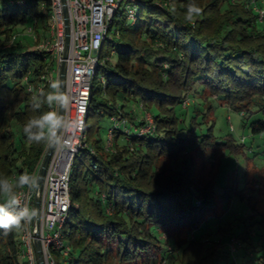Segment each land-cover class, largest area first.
<instances>
[{"label": "trees", "instance_id": "trees-1", "mask_svg": "<svg viewBox=\"0 0 264 264\" xmlns=\"http://www.w3.org/2000/svg\"><path fill=\"white\" fill-rule=\"evenodd\" d=\"M167 1L137 0L136 20L131 23L118 21L123 11L116 12L113 23L118 36L105 41L116 60L97 71L86 122L89 146L81 149L72 166V204L63 226L71 252L68 257L55 253L65 264L116 260L148 264L161 255L167 264H235L217 246L208 250L172 234L197 227L201 213L214 200L189 169L169 173L168 167L158 166L157 159H169L173 165L188 149L205 153L217 144L211 131H202L212 103L206 106L205 100L183 107L189 94L218 97L221 104L239 112L253 107L251 112L263 117L249 123L251 133H264V23L258 21L251 0ZM189 3L203 9L194 22L185 20ZM30 22L38 35L39 24L48 28L47 0H0V176L12 179L24 172L32 176L48 147L45 142H30L23 132L29 119L52 110L47 104L33 107L32 96L39 86L45 93L51 91L43 76L49 75L54 63L48 52L30 48L16 32ZM103 93L112 103L101 99ZM117 97L142 103L155 122L153 134L130 135L133 151L121 131L115 135L113 152L94 139L103 112L108 117L131 115L124 105L116 104ZM142 122L132 124L137 127ZM195 183L201 206L192 198ZM160 228L173 237L170 245L176 256L166 251L156 233ZM22 229L8 233L0 229V264H20ZM238 239L245 245L240 264H264V255L254 257L258 248L250 232ZM260 240L264 241L262 236ZM260 248L264 249V243ZM248 252H252L250 258Z\"/></svg>", "mask_w": 264, "mask_h": 264}, {"label": "built area", "instance_id": "built-area-1", "mask_svg": "<svg viewBox=\"0 0 264 264\" xmlns=\"http://www.w3.org/2000/svg\"><path fill=\"white\" fill-rule=\"evenodd\" d=\"M127 1L125 5L124 2ZM137 0H66L70 25V43L66 51V23L63 9V0H47L48 3V34L38 35L32 27L28 28L27 35L33 40H38V49L48 52L53 60L54 67L51 73L54 77L44 75L50 83L60 80L61 66L65 63L66 79L65 92L69 97V103L64 109V118L69 122H75V126L68 131L60 133L61 143L64 146H55L46 169L43 182L38 185V175L48 147L37 164L33 177L36 180V188L23 190L21 206L27 204L31 209L36 210L35 200L40 201L39 223L36 224V217L30 224L23 227L20 235V264H37V257L34 248V240L39 241L40 249L45 264H55V253L68 257L71 248L68 244L63 226L69 218L71 208L70 200V176L72 166L77 154L81 149L87 148L86 122L88 108L91 100L92 88L95 76L100 66L111 62V56L104 54V45L108 37L118 36L117 25L114 19L116 12L122 8L127 23L136 20ZM165 3H169L168 1ZM251 5L257 14L258 21L264 23V0L256 4L254 0ZM124 15V14H123ZM16 40L12 37L10 44ZM8 44L7 46H9ZM113 63V61H112ZM101 84L105 85L103 76L99 77ZM32 86H28V90ZM38 92L42 86H39ZM142 106V104H140ZM52 110H57L55 107ZM143 124L134 126L128 119L113 116L112 128L108 130V141L105 149L113 151V142L117 132L121 131L126 137L130 150H134L131 144V134L142 137L153 134L156 126L150 113H144ZM49 145V144H48ZM131 145V146H130ZM92 152L93 149H91ZM25 173V172H24ZM104 198V197H103ZM232 241V240H231ZM237 241L231 242V252L237 253ZM19 259V260H20Z\"/></svg>", "mask_w": 264, "mask_h": 264}, {"label": "rangeland", "instance_id": "rangeland-1", "mask_svg": "<svg viewBox=\"0 0 264 264\" xmlns=\"http://www.w3.org/2000/svg\"><path fill=\"white\" fill-rule=\"evenodd\" d=\"M157 1L163 3V0ZM126 3L127 1L123 5ZM123 14L124 17L125 13ZM123 17H119L118 21H122ZM32 24L31 22L23 24L18 27L16 32L20 37L22 36L25 43L30 44V48L38 49L39 41H35L27 35L28 28ZM45 29L39 24L38 31L40 35L48 34V28ZM110 50L108 45L104 46V54L108 55ZM111 58L115 62L116 56H111ZM49 77H54V73L50 71ZM97 83L98 81L95 80L96 85ZM205 96L201 98L199 95L193 97L189 94L184 100L183 107L199 102L203 103L205 100L207 101L206 106L212 103L213 109L208 112L207 122L202 124V131L206 133L211 131L216 139V146L205 153H193L195 151L188 149L173 165L172 161L166 158L157 159V163L159 167L169 168V173H187L189 169L188 172L194 173V180L200 181L198 185L204 189H209L214 200V204L207 206L209 208L201 213L197 227L191 228L188 232V228L183 232L176 230L172 234L184 240L187 238L190 242L201 243L208 250L217 246L220 251L227 252L230 255L229 262L240 264L243 260L245 245L238 238L245 231L250 232V236L252 235L251 241L258 248V252L253 253L254 257L264 255V249L260 250V246L264 243V241L260 242L261 236L264 239V133L253 135L249 128L251 121L258 120L263 115L262 113H252L251 111H254L253 107L239 112L229 108L228 105L221 104L218 97L209 98ZM101 99L112 103L109 96L104 93L101 94ZM116 104L118 106L124 105V111L130 112L131 115L126 116V119L131 124L133 121L144 120L142 119L144 113L151 114L146 106L140 107L142 103L129 102L117 97ZM103 115L104 119L100 122V129L94 134V139L101 140L106 145L108 130L112 128L113 122L110 121L111 117L105 115L104 112ZM94 121H96V118L92 120V122ZM121 135L122 137H128L123 133ZM91 142L93 143V140ZM113 146V151H115V138ZM91 148L96 151L94 144ZM171 165L173 171L170 169ZM196 187L197 184L195 187L191 186L192 198L197 205L201 206V198ZM172 230L175 229L172 228ZM156 233L163 241L166 251L169 250L171 255L176 256L175 249L170 245L174 244L173 237L164 232L162 228L157 230ZM233 241L238 242L236 243L237 253L231 252V242ZM177 252L179 253L180 250ZM247 255L250 258L252 252H248ZM54 258L57 264H65L63 257L55 255ZM171 261L170 259V263ZM167 263L168 261L166 262V259L161 255L153 257L148 264ZM112 264L132 263H119L116 260Z\"/></svg>", "mask_w": 264, "mask_h": 264}, {"label": "clouds", "instance_id": "clouds-1", "mask_svg": "<svg viewBox=\"0 0 264 264\" xmlns=\"http://www.w3.org/2000/svg\"><path fill=\"white\" fill-rule=\"evenodd\" d=\"M173 7V11H174ZM203 9L195 3H189L185 12V20L194 22L199 17ZM51 91L45 93L43 90L34 93L32 96L33 107L39 109L42 104H47L51 109H66L69 103V97L62 91V85L59 80L50 83ZM29 91H32L30 88ZM75 126V122L67 121L57 110L44 112L39 117L31 118L23 127V132L30 142H45L49 145L64 146L61 143L60 133L68 131ZM36 180L27 172L12 179L6 176H0V229L5 233L21 230L25 225L30 224L36 217L35 209H31L27 204L21 206L23 192H17V189H35Z\"/></svg>", "mask_w": 264, "mask_h": 264}, {"label": "water", "instance_id": "water-1", "mask_svg": "<svg viewBox=\"0 0 264 264\" xmlns=\"http://www.w3.org/2000/svg\"><path fill=\"white\" fill-rule=\"evenodd\" d=\"M63 9H64V15H65V23H66V51L64 52L65 53V57L67 56V51H68V48H69V43H70V25L69 24V16H68V8H67V4H66V0H63ZM65 63L62 64L61 66V74H60V82H61V85H62V91L65 92V79H66V67H65ZM59 112L61 115L64 114V109H59ZM54 147L55 145H48V151L43 159V163L41 165V168H40V171H39V175H38V185H40L42 182H43V179H44V176H45V173H46V169H47V166L49 164V161H50V158H51V155H52V150H54ZM35 204H36V224L38 225L39 223V207H40V201L39 199L37 198L35 200ZM34 248H35V253H36V257H37V264H45L43 263L44 262V259H43V256H42V251H41V247H40V243L39 241L37 240H34Z\"/></svg>", "mask_w": 264, "mask_h": 264}]
</instances>
